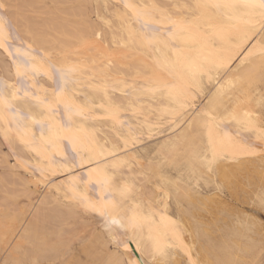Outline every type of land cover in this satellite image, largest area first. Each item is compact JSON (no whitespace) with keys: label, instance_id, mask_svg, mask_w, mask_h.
<instances>
[{"label":"bare ground","instance_id":"obj_1","mask_svg":"<svg viewBox=\"0 0 264 264\" xmlns=\"http://www.w3.org/2000/svg\"><path fill=\"white\" fill-rule=\"evenodd\" d=\"M0 2L23 33L7 43L0 13L10 45L0 52L15 56L0 61V92L18 97L11 110L0 107L10 151L0 150V264H153L156 242L161 264H264V44L250 36V9H196L197 0ZM170 18L198 25L199 42L186 43ZM14 59L41 69L26 79L32 88L20 85ZM193 59L208 69L195 81ZM56 92L62 113L52 118L31 94L52 101ZM65 99L85 114L69 120ZM125 186L127 199L118 191ZM113 237L133 238L127 255Z\"/></svg>","mask_w":264,"mask_h":264},{"label":"snow or ice","instance_id":"obj_2","mask_svg":"<svg viewBox=\"0 0 264 264\" xmlns=\"http://www.w3.org/2000/svg\"><path fill=\"white\" fill-rule=\"evenodd\" d=\"M240 6L250 9L251 11L248 14L254 18L248 21V23L252 25L250 29V36L254 38L257 35H260L262 37L261 43L264 44V0H241L240 3H237V0H206V2L204 3H201L200 0H197V3L193 7H195L196 9L215 8L217 11L221 9L235 11V9ZM8 7H9L8 4L0 2V9H7ZM137 15H138V18H143L146 15V13L140 12V13H137ZM169 22L177 32L181 34H186L184 35V40L186 43L196 44L199 42L201 29L198 25L193 30V26L187 21H183V20L177 21V20H172L170 18ZM145 27H147V23H145ZM3 31H4V21H3V18H0V47L5 48V50L8 51V47H6V43L3 37ZM153 35L155 36V30H153ZM169 35H175V32H170ZM9 54L11 53L9 52ZM13 63L16 65V75L19 78V81L21 83L24 80L29 79V78L34 79V76L36 74H39L41 70L37 66L30 65V62L27 60L18 61L14 59ZM187 69L193 81H195L196 78L200 76L201 73L208 71V69L205 68L203 63H200L195 59L190 60L188 62ZM24 91H25V97H28L29 92L27 88H25ZM60 95H61L60 92H56L55 93L56 99L49 101L47 96H45L43 100H39L35 93L31 94L33 100H38L39 106H45L47 108V111L50 117L52 118H55L56 116L59 115L58 105L61 103ZM17 98H18L17 93L15 91L12 93L11 98L7 97L4 93L0 92V107L11 110L13 107L12 100H15ZM53 105H57V107H53ZM63 105H64V111L68 115L69 120H71V117L73 115H84L85 114L86 109L84 107L70 103L67 99L63 100ZM29 107H31V105H29ZM29 118H32V117H29ZM244 123L248 126L252 125L251 119L246 120ZM66 127L71 129V124L69 123L68 125H66ZM69 142L70 143L72 142L71 139L69 140ZM209 142L210 144L213 143L211 139V132H210ZM215 152H216V148H215V145L213 144V153H214L213 159L205 160V163L209 167V169H211V166L215 161ZM118 191H119V195L122 198L127 199L130 196L132 190L130 187L125 186L123 188L118 189ZM260 199L262 202V206H264V195H262ZM88 206L91 207L93 210L99 211L100 214L107 219L108 214L104 211L103 208H98L94 204H91ZM140 219L141 218L137 214L134 213L129 218V225L133 229H135ZM111 223H117V221L112 220ZM120 226L124 227V224H121ZM132 239H133L132 237H129L125 240H116V238L113 237V240L114 242L117 243V246L119 247L120 244H123V247L126 250V252L121 255H127L128 244ZM137 251H140L141 253H143L144 249L139 247L138 245ZM152 254L154 257L153 264H161V262L156 260L155 257L157 255L163 256L165 254L164 247L159 242L154 243ZM107 264H125V261L109 260ZM126 264H148V262L144 259H139L135 261H133L132 259H129L126 262Z\"/></svg>","mask_w":264,"mask_h":264},{"label":"rangeland","instance_id":"obj_3","mask_svg":"<svg viewBox=\"0 0 264 264\" xmlns=\"http://www.w3.org/2000/svg\"><path fill=\"white\" fill-rule=\"evenodd\" d=\"M7 12V13H6ZM0 13L1 14H3L2 16L5 18L6 17V20H5V24L8 26H6L7 27V29H8V31H9V34H10V40H8V41H6L7 43H19V41H20V39H23V38H21L23 35H21V33L20 32H18V29L19 28H17V26L16 25H14L13 26V22H14V20L12 19H10L11 18V16H9V14H10V10H8V9H0ZM11 15V14H10ZM93 14H91V16H92ZM10 17V18H9ZM94 18V16H92V19ZM11 20V21H10ZM9 21V22H8ZM8 23H10V24H8ZM11 28H10V27ZM13 33H15V34H13ZM20 34V35H19ZM23 34V33H22ZM13 35V36H12ZM17 35V36H16ZM14 38V39H13ZM18 39H19V41H18ZM15 43V44H16ZM8 47L10 48V45H8ZM12 47V46H11ZM1 50V49H0ZM2 53V54H1ZM0 58L2 57V59L0 60L1 61V64H4V62L7 64L8 62H12V58H10L11 59V61H10V59L8 58L9 56L10 57H14L15 58V56H13L14 55V53L12 54V51H11V54H6V53H3V51L2 52H0ZM3 60V61H2ZM7 62H6V61ZM9 63V64H10ZM5 65V64H4ZM8 65V64H7ZM6 66V65H5ZM55 72L53 71V74H52V78H50L51 80V82L52 83H50V84H52L53 85V87H54V85L57 83V82H54L55 84H53V81H57V80H55L56 79V76H55V74H54ZM2 74H5V72L4 73H2ZM41 76V75H40ZM41 78L43 79L44 78V80H47V79H45L46 77H44V76H41ZM25 81H26V84H28L29 85V83L27 82V80H24L22 83H25ZM49 82V81H48ZM21 82H20V85L22 84ZM28 85H25L24 84V86L26 87V86H28ZM57 85V84H56ZM55 85V86H56ZM22 86V85H21ZM30 87H31V85H29ZM32 88V87H31ZM57 107V106H56ZM58 108H59V114H61L62 113V107H61V105H58ZM0 147H1V151H4V153H7V152H10V151H8L9 149H8V147H7V145L6 144H4V142H3V140L0 138ZM3 144V145H2ZM154 145V139H152L151 141H147V142H144L137 150H140L141 149V147H145V146H150V147H152ZM7 148V149H6ZM68 149V148H67ZM7 150V151H6ZM3 153V152H2ZM8 154V153H7ZM66 156L67 157H69V158H73V153L70 151L69 152V149L68 150H66ZM8 156H10L9 157V161L10 162H12L13 163V156H11V153H10V155H8Z\"/></svg>","mask_w":264,"mask_h":264}]
</instances>
